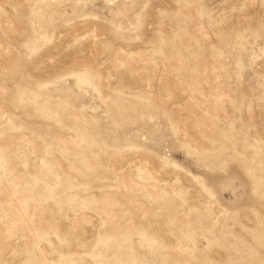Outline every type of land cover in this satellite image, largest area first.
Masks as SVG:
<instances>
[{
    "label": "rangeland",
    "instance_id": "1",
    "mask_svg": "<svg viewBox=\"0 0 264 264\" xmlns=\"http://www.w3.org/2000/svg\"><path fill=\"white\" fill-rule=\"evenodd\" d=\"M0 264H264V0H0Z\"/></svg>",
    "mask_w": 264,
    "mask_h": 264
}]
</instances>
